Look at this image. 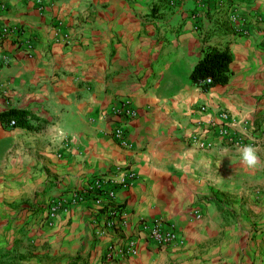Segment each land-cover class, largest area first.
Wrapping results in <instances>:
<instances>
[{
  "label": "crops",
  "instance_id": "crops-1",
  "mask_svg": "<svg viewBox=\"0 0 264 264\" xmlns=\"http://www.w3.org/2000/svg\"><path fill=\"white\" fill-rule=\"evenodd\" d=\"M260 17L264 0H0V27L12 30L0 40V112L47 121L0 122V264H264ZM205 46L232 61L228 82L203 91L189 74ZM124 98L137 109L124 121L129 146L111 133L120 119L101 116ZM220 109L238 131L247 120L255 169L241 163L243 146L207 130ZM194 134L213 145L197 147ZM116 166L136 172L112 200L126 210L119 232H98L105 210L91 200L47 217L53 198ZM154 218L175 222L184 243L162 248L137 233ZM133 235L135 254L104 259Z\"/></svg>",
  "mask_w": 264,
  "mask_h": 264
},
{
  "label": "built area",
  "instance_id": "built-area-1",
  "mask_svg": "<svg viewBox=\"0 0 264 264\" xmlns=\"http://www.w3.org/2000/svg\"><path fill=\"white\" fill-rule=\"evenodd\" d=\"M37 1L39 2L40 0ZM230 19H236V15L232 12L230 13ZM260 19L264 21V18L260 17ZM61 24L60 21L57 22V25ZM58 28L56 27L57 32ZM10 31L12 30L7 27H0V40L4 35L10 33ZM64 36L66 37L65 34ZM205 81L210 82V78H207ZM200 109L204 110L205 106H201ZM111 114L120 119V122L111 130L113 137L120 145L129 146L124 121L127 118L135 117L137 115V109L133 106L130 99L124 98L119 105L113 106L109 111L102 110L101 112L102 117ZM218 116L222 122L218 125L212 124L208 126L207 130L215 133V136L219 137L223 143L232 146H244L252 144L255 140L254 136H249L247 133V127H245L247 124L246 119H242L241 121L245 124L243 130L238 131L235 128L238 125V121L235 120L229 111L220 109ZM9 124L14 125L15 120H10ZM261 133L264 134V130ZM204 136L206 137L208 135L206 134ZM205 137H202L200 134H194L192 140L199 148H209L213 145V140L212 138L207 139ZM135 178L136 172L131 166H116L112 170L92 177L87 181L85 186L74 191L70 197L53 198L48 204L47 217L49 219L53 218L60 209L67 210L69 203L78 200H91L96 210H105L98 232L102 233L106 228L119 232L121 227L127 223L126 210L121 205L112 203V200L115 197L117 188L131 186ZM116 206L119 208H116ZM137 233H144L148 240L162 248L184 243V239L179 233L175 222L169 220L159 218L151 220L141 219L138 223ZM135 253L136 237L133 235L125 239L121 238L119 242L110 243L106 248L104 259L113 260L114 258H123Z\"/></svg>",
  "mask_w": 264,
  "mask_h": 264
},
{
  "label": "trees",
  "instance_id": "trees-1",
  "mask_svg": "<svg viewBox=\"0 0 264 264\" xmlns=\"http://www.w3.org/2000/svg\"><path fill=\"white\" fill-rule=\"evenodd\" d=\"M202 51V57L196 62L189 74L191 83L201 87L203 91L217 84L227 83L230 77L231 53L227 49H219L214 46H205ZM207 78H210V82L205 81ZM28 116L36 120L37 124L30 123ZM12 119L15 120L13 127L21 126L29 130H36L47 124L46 120L25 110L9 108L0 112V122L4 126H7ZM116 208L119 207L116 206ZM76 260H78V257L68 262V264H74Z\"/></svg>",
  "mask_w": 264,
  "mask_h": 264
},
{
  "label": "clouds",
  "instance_id": "clouds-1",
  "mask_svg": "<svg viewBox=\"0 0 264 264\" xmlns=\"http://www.w3.org/2000/svg\"><path fill=\"white\" fill-rule=\"evenodd\" d=\"M58 136L63 138L64 133L62 131L58 132ZM240 161L248 169H255L260 164V158L257 155V150L252 144L244 145L239 149Z\"/></svg>",
  "mask_w": 264,
  "mask_h": 264
}]
</instances>
